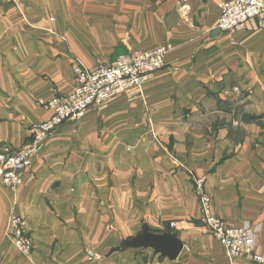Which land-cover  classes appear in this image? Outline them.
<instances>
[{
	"label": "crops",
	"instance_id": "1",
	"mask_svg": "<svg viewBox=\"0 0 264 264\" xmlns=\"http://www.w3.org/2000/svg\"><path fill=\"white\" fill-rule=\"evenodd\" d=\"M224 1H0V151L51 116L39 101L72 90L73 58L90 68L167 48L161 70L45 140L17 189L0 183V264H229L200 221L197 179L216 217L259 224L264 256V20L222 32ZM108 19L106 34L121 37L104 50L88 36ZM11 215L24 219L29 255L9 238ZM143 228L173 235L180 256L108 254Z\"/></svg>",
	"mask_w": 264,
	"mask_h": 264
},
{
	"label": "built area",
	"instance_id": "2",
	"mask_svg": "<svg viewBox=\"0 0 264 264\" xmlns=\"http://www.w3.org/2000/svg\"><path fill=\"white\" fill-rule=\"evenodd\" d=\"M218 29L222 32L241 30L244 25L261 17L264 20V0H226L218 5ZM165 47L149 52H133L116 58L109 64H99L87 69L80 63L73 66L74 85L66 94L54 98L46 107L51 117L31 132V141L19 150L0 152V182L13 191L21 183V176L28 172L32 159L40 152L45 140L53 136L66 122L81 119L88 108L99 106L133 87L139 86L149 75L165 66ZM199 201L201 223L224 251L227 261L246 259L253 264H264V256L257 252L259 224L243 222L230 225L216 217L211 198L204 192L203 181L194 182ZM170 228L174 224L169 225ZM9 238L22 254L33 250V239L26 231L24 219L12 215L9 221ZM184 248V246H183ZM91 257V253H89Z\"/></svg>",
	"mask_w": 264,
	"mask_h": 264
},
{
	"label": "water",
	"instance_id": "3",
	"mask_svg": "<svg viewBox=\"0 0 264 264\" xmlns=\"http://www.w3.org/2000/svg\"><path fill=\"white\" fill-rule=\"evenodd\" d=\"M126 247L151 248L169 260H176L183 250V245L173 235H154L145 228L142 229V232L138 236L130 239L124 247L112 248L108 254Z\"/></svg>",
	"mask_w": 264,
	"mask_h": 264
},
{
	"label": "rangeland",
	"instance_id": "4",
	"mask_svg": "<svg viewBox=\"0 0 264 264\" xmlns=\"http://www.w3.org/2000/svg\"><path fill=\"white\" fill-rule=\"evenodd\" d=\"M1 1V0H0ZM4 10L2 9H0V15H2L1 13L3 12ZM46 22H51V19L49 18V16L47 15V17H46ZM113 20H104V27H105V29H104V34H95V35H90V36H88L89 38H92V39H94L95 40V38L97 37V39H102L103 40V46H104V50H107V49H109L110 47H111V39L113 38V37H116V38H120L121 36H118V35H116V36H113L112 34H106V31H107V29L106 28H108V27H110L111 25H108L107 23H111ZM121 22H123L124 20H120ZM124 37V36H123ZM94 43V42H93ZM162 47H165V46H162ZM158 48H160V47H158ZM166 48V47H165ZM157 49V48H156ZM167 49V48H166ZM155 50V49H154ZM153 51V50H152ZM133 52H142V51H132V52H130V53H133ZM129 52H127V53H122V56H124V55H127V54H130ZM112 56H109L108 57V59H105V57L104 58H101V59H98V60H96L92 65H90V68H87V69H93L94 67H96L97 65H99V64H109V63H111L112 61H114V60H111L110 61V58H111ZM120 57V56H119ZM118 58V57H117ZM76 63H80L79 61H78V59H76V58H73V60L71 61V82H72V86L74 85V82H73V80H74V75H73V66L76 64ZM81 64V63H80ZM82 65V64H81ZM83 66V65H82ZM94 66V67H93ZM84 67V66H83ZM86 68V67H85ZM159 71V70H158ZM157 72V71H156ZM155 73V72H154ZM153 74V73H152ZM151 74V75H152ZM150 76V75H149ZM62 95H66V94H56V95H54L53 96V98L52 99H50L49 101H39L38 102V104H39V106H41V107H44V108H46L47 110H49L50 111V109L49 108H47L46 107V105L50 102V101H52L54 98H57V97H59V96H62ZM111 100V99H110ZM109 101V100H108ZM107 101V102H108ZM104 103H106V102H104ZM51 112V111H50ZM51 117V116H50ZM49 117V118H50ZM48 118V119H49ZM47 119V120H48ZM46 120V121H47ZM78 120H80V119H78ZM77 120V121H78ZM45 122V121H44ZM74 122H76V121H74ZM65 124V123H64ZM62 126V125H61ZM33 130V129H32ZM58 131V130H57ZM56 131V132H57ZM32 132V131H31ZM56 134V133H55ZM50 138V137H49ZM31 133H30V136H29V138H28V140L20 147V148H17V149H14V148H6V149H4V150H2V151H0V152H5V151H14V150H19V149H21L22 147H24L25 146V144L26 143H28V142H30L31 140ZM45 142V141H44ZM44 144V143H43ZM42 147H43V145H42ZM41 150H42V148H41ZM41 150H40V152H41ZM40 152H38V154L34 157V158H36L38 155H39V153ZM33 158V159H34ZM33 159H32V161H33ZM32 165V164H31ZM1 183V182H0ZM3 186V185H2ZM4 187V186H3ZM203 187H204V184H203ZM5 188V187H4ZM7 189V188H6ZM7 190H9V189H7ZM194 190V194H195V196H196V193H195V188L193 189ZM9 191H11V190H9ZM14 191V190H13ZM204 192H205V190H204ZM206 193V192H205ZM196 198H197V196H196ZM197 202H198V204H199V201H198V198H197ZM12 216V215H11ZM11 216H10V218H11ZM18 216V215H17ZM9 221H10V219H9ZM201 221V220H200ZM170 225V224H169ZM130 239H123V240H121L119 243H114V244H110L112 247H114L113 245H116V247H124L125 245H126V243L129 241ZM124 249V248H123ZM33 251V250H32ZM89 253H91L90 251H88V254H87V256H88V259L89 260H91V257L89 256ZM29 255V254H28Z\"/></svg>",
	"mask_w": 264,
	"mask_h": 264
}]
</instances>
